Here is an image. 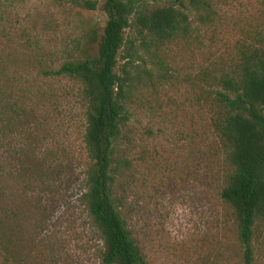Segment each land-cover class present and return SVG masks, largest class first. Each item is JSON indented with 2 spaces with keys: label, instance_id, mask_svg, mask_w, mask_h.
Listing matches in <instances>:
<instances>
[{
  "label": "rangeland",
  "instance_id": "374dc122",
  "mask_svg": "<svg viewBox=\"0 0 264 264\" xmlns=\"http://www.w3.org/2000/svg\"><path fill=\"white\" fill-rule=\"evenodd\" d=\"M182 2L174 7L186 25L171 40L124 32L114 71L127 120L113 196L144 264H243L233 210L220 197L229 148L214 125L222 79L237 78L243 55L264 53V0ZM102 4L0 0V264H101V236L82 199V85L42 71L96 56ZM252 248V264H264V219Z\"/></svg>",
  "mask_w": 264,
  "mask_h": 264
},
{
  "label": "trees",
  "instance_id": "16d2710c",
  "mask_svg": "<svg viewBox=\"0 0 264 264\" xmlns=\"http://www.w3.org/2000/svg\"><path fill=\"white\" fill-rule=\"evenodd\" d=\"M204 0H189L190 5ZM88 9L95 2L84 1ZM139 8L134 0H103L107 16L97 54L93 58L44 70V76H67L82 85L86 105L84 142L89 164L85 171L86 191L82 199L102 240L101 264H144L126 229L113 196L120 161L115 157L117 141L127 115L123 104V80L115 73L124 32L131 27L145 32L158 43L171 40L186 25L187 17L174 6ZM217 93L223 115L215 130L229 148L232 170L220 197L233 210L243 264H252V237L257 219H264V53L243 55L237 78L221 81Z\"/></svg>",
  "mask_w": 264,
  "mask_h": 264
},
{
  "label": "clouds",
  "instance_id": "9594fccd",
  "mask_svg": "<svg viewBox=\"0 0 264 264\" xmlns=\"http://www.w3.org/2000/svg\"><path fill=\"white\" fill-rule=\"evenodd\" d=\"M172 234H173L174 236L176 235V233H175V232H173Z\"/></svg>",
  "mask_w": 264,
  "mask_h": 264
}]
</instances>
